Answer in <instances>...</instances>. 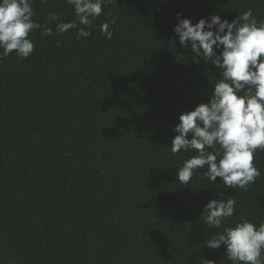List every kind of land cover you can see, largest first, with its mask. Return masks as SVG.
<instances>
[{
  "label": "trees",
  "instance_id": "1",
  "mask_svg": "<svg viewBox=\"0 0 264 264\" xmlns=\"http://www.w3.org/2000/svg\"><path fill=\"white\" fill-rule=\"evenodd\" d=\"M33 7L54 30L50 11L75 18L65 0ZM248 9L264 20V0H117L90 37L36 30L28 58L0 60V264H232L204 241L241 218L264 222V150L245 189L201 179L206 166L178 181L196 153L171 152L173 129L220 76L174 27L177 14L231 21ZM113 16L107 39L99 25ZM231 196L235 214L209 228L205 205Z\"/></svg>",
  "mask_w": 264,
  "mask_h": 264
},
{
  "label": "clouds",
  "instance_id": "2",
  "mask_svg": "<svg viewBox=\"0 0 264 264\" xmlns=\"http://www.w3.org/2000/svg\"><path fill=\"white\" fill-rule=\"evenodd\" d=\"M65 2L73 7L75 18L60 22V15L50 11L47 20L58 21L54 30L34 19V0H0V60L13 52L28 58L35 48L30 34L36 30H41L42 36H52L77 29L76 39L90 37L104 9L117 5V0ZM117 20L113 16L99 25L107 39L112 38L111 26ZM177 20L174 33L180 46L190 47L196 63L213 65L220 76L215 79L209 100L181 114L173 129L176 135L171 152L196 153L177 168V179L186 185L197 170L206 166L201 179L215 184L219 177L227 188L245 189L260 175L253 163L254 154L264 150V20L257 21L252 9L231 21L219 14L197 23L177 14ZM170 43L174 45L175 40ZM235 205L233 196L212 199L201 218L209 228L221 229L225 219L235 214ZM204 244L214 250L226 246L225 254L232 264H264V222L241 218L234 226H225L205 239ZM203 260L205 264H215Z\"/></svg>",
  "mask_w": 264,
  "mask_h": 264
}]
</instances>
